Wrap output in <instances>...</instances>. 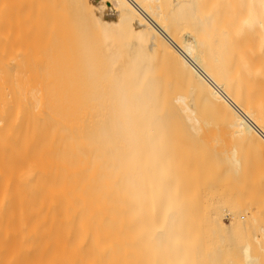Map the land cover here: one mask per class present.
Masks as SVG:
<instances>
[{"label":"bare ground","instance_id":"6f19581e","mask_svg":"<svg viewBox=\"0 0 264 264\" xmlns=\"http://www.w3.org/2000/svg\"><path fill=\"white\" fill-rule=\"evenodd\" d=\"M263 191L264 0H0V264H264Z\"/></svg>","mask_w":264,"mask_h":264},{"label":"rangeland","instance_id":"374dc122","mask_svg":"<svg viewBox=\"0 0 264 264\" xmlns=\"http://www.w3.org/2000/svg\"><path fill=\"white\" fill-rule=\"evenodd\" d=\"M57 8H59V6H58ZM62 8H63V6H62ZM60 9H61V8H60ZM63 9H64V8H63ZM63 9H62V10H63ZM61 13H62V12H61ZM63 14H64V13H63ZM60 17L62 18L63 16H60ZM60 17H59V18H60ZM64 17H65V16H64ZM65 19H66V17H65ZM61 20H62V19H61ZM61 20H60V21L58 20L59 23L61 22ZM62 21H64V20H62ZM65 23H66V22H65ZM63 24H64V22H63L62 24H59V25H60V26H61V25L63 26ZM57 25H58V24H57ZM61 28L65 29L66 26H65V28H64V27H61ZM63 29H61V30L63 31ZM64 32H65V31H64ZM180 152H181V155H182L183 151H180ZM178 154H179V152H178ZM181 155H179V157H180ZM236 183H237L238 185L240 184V183H238V182H236ZM218 184H219V183H218ZM218 184H217V185H218ZM230 186H231V187H230ZM243 186L247 187V189H246L245 187H244V188H245L246 190H244V189H239L235 183H234V185H233V184H232V185L229 184L228 187H227V185L225 184V186H221L220 188H218V187H219V185H218V186L216 187V191H215V190L213 191V188H211V189H212V190H210L211 192H214V193L217 192V194H218V192H220V193H219L220 195L218 194L217 197H216V194H214L215 197H214V195H212V197H213V200H212V201H213L214 203H220L219 206H221V204H223V203H222V201L220 202V200H221V198L224 197L225 194H227V195H226L227 197H224V198H227V200H228V195H232V194H234V197H238V196H239L240 198H242V200H243V199H244V200H245V199L247 200L250 196H251L250 198H254V196L257 195V193H255V194H254V193H252V194L250 193V195H248L249 193H248V192L246 193V191H248V186H249V185H243ZM243 186L241 187V184H240L239 187L243 188ZM233 187H234V188L236 187L235 191H234V188H233ZM207 188H208V186H207ZM209 188H210V187H209ZM217 188H218V189H217ZM242 190H243V191H242ZM206 191H207V190H206ZM227 191H228V192H227ZM230 191H231V192H230ZM240 191H241L242 193H241ZM244 191H245V194H244ZM207 192H208V191H207ZM211 192H209V193H211ZM235 192H236L237 194H235ZM249 192H252V188H251V190H249ZM253 192H255V190H253ZM204 193H205V192H204ZM258 193H259V192H258ZM261 193H262V192H261ZM261 193H260V194H261ZM240 194H241V195H240ZM243 194H244V196H243ZM263 194H264V191H263ZM222 195H223V196H222ZM261 195H262V194H261ZM221 196H222V197H221ZM241 196H242V197H241ZM245 196H246V197H245ZM252 196H253V197H252ZM257 196H258V195H257ZM218 197H219V198H218ZM232 197H233V196H232ZM234 197H233V199H235ZM243 197H244V198H243ZM260 197H261V196H260ZM262 197H264V195H262ZM216 198H218L219 200L216 199ZM224 198H223V199H224ZM230 198H231V196L229 197V200H232V198H231V199H230ZM258 199H260V198L258 197L257 200H258ZM210 200H211V199H210ZM246 200H245V202H246ZM250 200H251V202H252V201H254L255 199H253V200L250 199ZM257 200H256V202H257ZM216 201H217V202H216ZM223 201H225V200H223ZM240 201H241V200H240ZM248 201H249V199L247 200V202H248ZM263 201H264V200H263ZM263 201H261V202H263ZM226 202L228 203L229 201H226ZM226 202H224V203H225V206L222 205V207H226V206L228 205ZM251 202H250V203H251ZM256 202H255V203H256ZM261 202H259V204H260ZM229 203H230V202H229ZM263 206H264V204H263ZM202 207H203V206H202ZM227 207L229 208L230 205L227 206ZM204 208H207V207L205 206V207L201 208V209H203V210H201V209L199 210V208H198V209H196V211L199 210L200 214H201V212H204V216H205L206 213H207V211H206L207 209L205 210ZM224 209H225V208H224ZM196 211H195V212H196ZM199 212H196V214L199 213ZM200 214H199V215H200ZM197 215H198V214H197ZM202 215H203V214H202ZM200 216H201V215H200ZM262 216L264 217V214H262ZM202 217H203V216H202ZM196 218H199V216H197ZM203 218H204V217H203ZM199 219H200V218H199ZM263 219H264V218H263ZM200 220H201V219H200ZM202 220H205V219H202ZM225 222L228 223V218H227V217H225ZM204 229H205V231H206L207 234L210 233V230H209V228H208L207 226H206ZM236 255H237V254H235V255L233 256V264H234V263H235V264H240V261H239L240 257H239L238 255H237V256H236Z\"/></svg>","mask_w":264,"mask_h":264}]
</instances>
